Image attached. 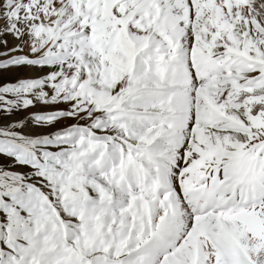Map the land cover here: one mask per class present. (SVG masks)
I'll return each instance as SVG.
<instances>
[{
    "label": "snow or ice",
    "instance_id": "obj_1",
    "mask_svg": "<svg viewBox=\"0 0 264 264\" xmlns=\"http://www.w3.org/2000/svg\"><path fill=\"white\" fill-rule=\"evenodd\" d=\"M0 264H264V0H0Z\"/></svg>",
    "mask_w": 264,
    "mask_h": 264
}]
</instances>
